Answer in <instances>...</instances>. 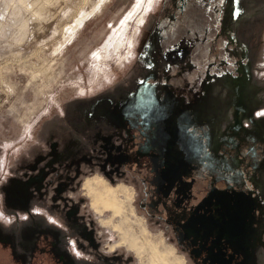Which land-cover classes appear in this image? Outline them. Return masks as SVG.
Masks as SVG:
<instances>
[{
	"label": "flooded vegetation",
	"instance_id": "af4514ba",
	"mask_svg": "<svg viewBox=\"0 0 264 264\" xmlns=\"http://www.w3.org/2000/svg\"><path fill=\"white\" fill-rule=\"evenodd\" d=\"M198 2V29L185 27L178 37L191 18L186 8ZM224 4L164 0L157 18L162 51L148 47L140 56L153 62L187 46L191 68L174 70L169 87L147 83L122 100L101 101L85 118L100 122L92 139L100 142L97 156L57 141L23 159L9 192L25 202L40 199L47 211L30 206L0 218V264H129L126 253L102 248L96 228L91 236L85 232L79 189L97 172L133 185L140 211L191 264H264V116L257 115L264 107L257 112L251 105L239 59L224 45ZM225 73L232 77L220 82L225 87H202ZM219 90L228 92L222 116L209 111Z\"/></svg>",
	"mask_w": 264,
	"mask_h": 264
},
{
	"label": "rangeland",
	"instance_id": "374dc122",
	"mask_svg": "<svg viewBox=\"0 0 264 264\" xmlns=\"http://www.w3.org/2000/svg\"><path fill=\"white\" fill-rule=\"evenodd\" d=\"M137 2L0 0V218L9 220V215L30 206L47 211L40 199L25 202L24 196L9 192L11 174L19 173L32 150L58 141L65 148H90L97 156L100 142L92 139L100 132V122L85 118L94 115L101 101L122 100L147 83L169 87L174 70L191 68L184 57L187 46L184 51L162 53L153 62L141 57L148 47L150 52L162 51L157 18L164 0H157L145 14L141 9L129 16ZM224 6L223 42L233 49L230 54L237 55L238 72L246 79L251 105H257L258 112L264 107V0H225ZM114 36L116 43L106 50ZM229 74L209 77L202 87H225L220 82L232 79ZM227 94L214 92L210 113L222 116ZM93 174L79 189L80 199H85L78 201L86 234L91 236L96 228L103 236L102 248L109 254L126 253L129 264H191L140 211L133 185L110 182L101 172ZM87 182L98 196L105 190L107 196L112 194L98 202L85 187ZM14 201L23 202V207ZM48 213L51 221L60 222Z\"/></svg>",
	"mask_w": 264,
	"mask_h": 264
},
{
	"label": "bare ground",
	"instance_id": "6f19581e",
	"mask_svg": "<svg viewBox=\"0 0 264 264\" xmlns=\"http://www.w3.org/2000/svg\"><path fill=\"white\" fill-rule=\"evenodd\" d=\"M157 0H153V2L152 3H149V0H138V2H137V4H136V6H135V8L130 12V14H129V16L130 15H133V14H135V12H140V10L142 9L143 11V13L145 14L146 13V11H148L149 9H151V7L155 4V2H156ZM23 2H24V0H23ZM142 15V14H141ZM140 15V16H141ZM128 16V17H129ZM145 16V15H144ZM127 17V18H128ZM144 19V17H142V18H140V24H142L143 23V20ZM126 21V20H125ZM118 39V38H117ZM117 39H116V36H114V37H112L111 39H109V41H108V43H106V46H105V49L107 50V46H110V45H112V44H115L116 43V41H117ZM86 186V188H88L89 189V191H92V192H94V197L96 198V201H100V200H103L104 199V197L105 196H107V190H105V194L102 196H98V195H96V193H95V188L93 187V185L90 183V182H87L86 184H85ZM108 185V184H107ZM104 186V185H103ZM107 187V186H106ZM97 191V190H96ZM102 192V191H101ZM112 193H110L109 194V196L111 195ZM91 196V195H90ZM109 196H107V198L109 197ZM93 197V196H92ZM112 197V196H111ZM106 198V199H107ZM105 203V202H104ZM111 204V203H110ZM114 206V205H113ZM98 208V207H97ZM96 211H97V209H96ZM121 229V228H120ZM122 231H124V230H122ZM121 231V232H122ZM134 231V230H133ZM132 231V232H133ZM130 232V231H129ZM136 233V232H135ZM133 235V234H132ZM131 235V236H132ZM126 236V235H125ZM127 237V236H126ZM142 237V236H141ZM122 241V240H121ZM136 241V240H135ZM132 243V242H131ZM134 250V249H133ZM157 250H159V249H157ZM136 251V250H135ZM148 251V250H147ZM142 255V254H141Z\"/></svg>",
	"mask_w": 264,
	"mask_h": 264
},
{
	"label": "crops",
	"instance_id": "0c3cea01",
	"mask_svg": "<svg viewBox=\"0 0 264 264\" xmlns=\"http://www.w3.org/2000/svg\"><path fill=\"white\" fill-rule=\"evenodd\" d=\"M200 3L198 2L195 6H191V7H187L186 11L190 12L191 18H188L187 21L184 23V26L179 27V29H181V31H178L177 36L178 37H182L185 35V27H189V28H197L199 27V21H201L202 19V7L199 5ZM198 7V8H197ZM193 12V14H192ZM196 13V15L194 16V14ZM194 16V18H193Z\"/></svg>",
	"mask_w": 264,
	"mask_h": 264
},
{
	"label": "snow or ice",
	"instance_id": "6c2138e0",
	"mask_svg": "<svg viewBox=\"0 0 264 264\" xmlns=\"http://www.w3.org/2000/svg\"><path fill=\"white\" fill-rule=\"evenodd\" d=\"M153 2V0H149V3H152ZM257 115H259V116H264V112H260V113H258ZM25 219L27 218V217H24Z\"/></svg>",
	"mask_w": 264,
	"mask_h": 264
},
{
	"label": "trees",
	"instance_id": "16d2710c",
	"mask_svg": "<svg viewBox=\"0 0 264 264\" xmlns=\"http://www.w3.org/2000/svg\"><path fill=\"white\" fill-rule=\"evenodd\" d=\"M221 40H222V38L219 40V41H220V43L222 42ZM207 47H210V46L208 45Z\"/></svg>",
	"mask_w": 264,
	"mask_h": 264
}]
</instances>
